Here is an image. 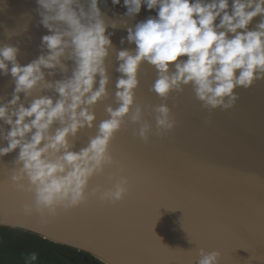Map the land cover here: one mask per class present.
<instances>
[{
    "label": "water",
    "instance_id": "obj_1",
    "mask_svg": "<svg viewBox=\"0 0 264 264\" xmlns=\"http://www.w3.org/2000/svg\"><path fill=\"white\" fill-rule=\"evenodd\" d=\"M83 2L87 7V0ZM232 3L229 0L227 11ZM38 7L37 0H0V46L18 47L21 65L47 53L42 37L51 33L40 23ZM99 7L107 21L119 25L107 29L112 40L106 58L109 95L94 106L95 127L81 129L73 138L75 151L86 147L100 122L109 118L107 106H119L116 82L122 74L117 71V53L136 48L127 40L128 28L158 14L157 9L142 5L138 14L128 17L123 0L120 4L99 0ZM262 19L264 14L254 17L248 30H256ZM219 22L220 17L215 23ZM64 63L67 72L59 67L45 69L46 79L70 76L74 61ZM50 71L56 74L47 75ZM156 78L155 67L144 62L136 103L152 125L148 140L138 135L140 124L126 117L111 142L113 163L91 178L81 205L58 206L54 214L37 210L34 192L17 190L11 180L19 149L0 157V226L36 233L105 264H198L201 248L218 251L219 264H264V79L250 88H237L239 99L232 108L209 111L192 85L171 92L167 99L158 96L151 91ZM99 79L98 75L94 87ZM14 89L11 73L0 70V104L13 99ZM45 95L58 98L52 89H37L31 97L20 93V103L30 106L37 96ZM160 104L169 106L175 126L156 135L157 113L152 109ZM10 130L11 125L0 120V133ZM7 143L0 138V147ZM122 177L129 187L122 200L102 201L99 193L93 194L97 188H113ZM156 249L185 255L169 257Z\"/></svg>",
    "mask_w": 264,
    "mask_h": 264
},
{
    "label": "clouds",
    "instance_id": "obj_2",
    "mask_svg": "<svg viewBox=\"0 0 264 264\" xmlns=\"http://www.w3.org/2000/svg\"><path fill=\"white\" fill-rule=\"evenodd\" d=\"M112 2L120 4L121 0ZM123 2L128 17L138 14L142 5L157 9L158 14L128 28L127 40L136 48L117 53V71L122 74L116 82L119 106H107L109 118L100 122L97 134L79 151L73 150V138L81 129L95 127L94 106L109 95L106 58L112 40L107 29L118 27L117 22L106 20L99 0H87V7L83 0H37L40 23L51 33L42 37L47 53L21 65L18 47L0 46V70L4 75L10 72L15 81L13 99L0 104V120L11 125L10 131L0 133L8 141L0 147V157L19 149L11 180L17 190L34 192L37 210L54 214L58 206L70 209L85 202L91 178L113 163L111 142L126 117L140 124L138 135L148 140L152 125L144 119L145 109L136 103L144 62L157 72L151 91L167 99L171 92L192 85L196 98L209 111L232 108L239 99L237 88H250L264 79V19L256 30H248L253 18L264 14V0H233L231 11H227L229 0ZM183 56L187 58L180 59ZM65 59L74 61L72 74L47 80L45 69L68 71ZM98 75L99 86L94 87ZM37 89H52L58 98L37 96L30 106L20 103V93L31 97ZM152 110L157 113L156 135L174 128L167 104ZM128 191V180L122 177L113 188H97L93 194L115 203ZM25 209L31 207L25 205ZM219 257L218 251L201 248L198 264H219ZM36 260L37 254L32 253L25 264Z\"/></svg>",
    "mask_w": 264,
    "mask_h": 264
},
{
    "label": "trees",
    "instance_id": "obj_3",
    "mask_svg": "<svg viewBox=\"0 0 264 264\" xmlns=\"http://www.w3.org/2000/svg\"><path fill=\"white\" fill-rule=\"evenodd\" d=\"M32 253L37 254L36 261L45 264H89L93 261L105 264L91 254L53 242L36 233L0 226V256L27 259Z\"/></svg>",
    "mask_w": 264,
    "mask_h": 264
},
{
    "label": "rangeland",
    "instance_id": "obj_4",
    "mask_svg": "<svg viewBox=\"0 0 264 264\" xmlns=\"http://www.w3.org/2000/svg\"><path fill=\"white\" fill-rule=\"evenodd\" d=\"M27 259L22 258H11L7 256H0V264H25ZM29 264H45L39 261H31Z\"/></svg>",
    "mask_w": 264,
    "mask_h": 264
},
{
    "label": "snow or ice",
    "instance_id": "obj_5",
    "mask_svg": "<svg viewBox=\"0 0 264 264\" xmlns=\"http://www.w3.org/2000/svg\"><path fill=\"white\" fill-rule=\"evenodd\" d=\"M156 250L159 251L161 254L169 256V257L179 258L180 256L185 255L184 253L165 252L164 250H161V249H156Z\"/></svg>",
    "mask_w": 264,
    "mask_h": 264
},
{
    "label": "flooded vegetation",
    "instance_id": "obj_6",
    "mask_svg": "<svg viewBox=\"0 0 264 264\" xmlns=\"http://www.w3.org/2000/svg\"><path fill=\"white\" fill-rule=\"evenodd\" d=\"M86 260L88 261V259L86 258ZM95 262L93 261L92 263H89V264H94Z\"/></svg>",
    "mask_w": 264,
    "mask_h": 264
}]
</instances>
